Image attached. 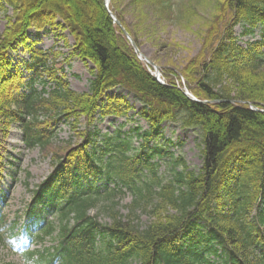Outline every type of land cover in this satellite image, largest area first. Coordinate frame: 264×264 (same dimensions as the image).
Returning a JSON list of instances; mask_svg holds the SVG:
<instances>
[{"label":"trees","instance_id":"obj_1","mask_svg":"<svg viewBox=\"0 0 264 264\" xmlns=\"http://www.w3.org/2000/svg\"><path fill=\"white\" fill-rule=\"evenodd\" d=\"M209 1L213 12L203 22L198 6L184 8L182 27L190 30L197 18L201 50L185 65L169 64L161 85L114 24L105 0H0L6 22L0 32V142L18 127L27 149L55 157L60 120L81 139L75 147L66 144L33 193V211L56 213L59 222L40 238L59 233L48 264L52 257L61 264H216L210 256L220 264H264V113L243 104L264 110V0ZM171 4L111 0L110 11L140 49L139 35L155 30L153 21L162 22ZM237 26L245 27L244 36L261 27L262 40L240 46ZM55 29L74 40L69 59L93 66L88 92L70 89L60 53L35 48L31 31ZM19 49L29 55L20 63L11 58ZM184 88L214 103L193 102ZM114 89L134 95L147 129L124 132L121 126L101 135L94 126L99 113L133 120L124 97H109ZM165 123L198 132L199 171L159 143ZM164 160L165 176L159 175ZM127 196L131 201L123 205ZM93 208L109 222L90 216ZM145 216L148 224L141 221Z\"/></svg>","mask_w":264,"mask_h":264},{"label":"rangeland","instance_id":"obj_2","mask_svg":"<svg viewBox=\"0 0 264 264\" xmlns=\"http://www.w3.org/2000/svg\"><path fill=\"white\" fill-rule=\"evenodd\" d=\"M200 1L199 3H197ZM205 4V0H172V8L170 14H166L160 23L155 24V30L150 33H142L139 35L141 43L140 53L143 57L151 62H154L161 70H166L169 64L173 63L176 67L185 65L186 62L197 56L201 49V41L198 37V23H194L190 30H185L182 27L180 16L184 13V8L198 6L196 10L201 22L210 16L213 12V4ZM125 6V5H124ZM109 7L111 5L109 4ZM149 22V21H148ZM146 23V25L148 24ZM6 25L4 14L0 12V32L4 31ZM244 27L238 26L234 30V35L238 38L240 46H246L249 43H254L261 40V29L258 28L253 35L243 36ZM30 37L35 41V48L42 49L45 52L60 53L58 62L65 63L66 79L70 82V86L77 92H86L92 76L93 66L90 63H84L80 60L69 59L74 40L70 34L60 29H55L49 32H41L37 34L35 31L30 32ZM178 43L183 48L171 47L172 43ZM28 54L19 49L17 53H12L11 58L20 63L22 59H28ZM58 57V55H57ZM67 64V65H66ZM166 67V68H165ZM31 72L25 73L29 76ZM50 87V85H49ZM109 97H124L129 106L132 107L129 116L136 117V113L141 109L136 98L123 89H114L108 93ZM101 120V119H99ZM124 117L115 118L107 117L98 121V127L102 132H114L120 126H123V131L127 132L137 126H145L141 120L135 121ZM163 141L160 143L169 147L175 156H182L191 170L198 171L201 167L202 160L200 157L198 132L194 129H183L177 123H166L163 125ZM57 139L55 141V157L60 155L66 149L62 142L72 140L74 135L60 124L56 129ZM20 133L16 128L12 129L8 135V139L0 143V160L2 158V167L5 170L6 178L0 184V193H3V199L0 198V217L6 220L5 225L1 229L5 235H13L15 246H23L21 238L18 237L20 228L25 221V212L28 205L31 203L32 192L37 186L50 174L52 170V162L55 157L41 154L39 150H26L21 141ZM167 167H161L160 174L166 175ZM130 201L127 197L123 204ZM124 208V206H123ZM126 214V210L122 209ZM95 215V212H93ZM148 216L142 217L141 221L148 224L150 221ZM102 223L108 222L103 214L99 217ZM18 237V238H16ZM56 237V236H55ZM58 238L46 239L40 242L36 239V243L29 249L31 250H47L57 244ZM9 242L6 236L2 237L0 245V264H24L18 254L10 250ZM26 245V244H25ZM30 250V251H31Z\"/></svg>","mask_w":264,"mask_h":264},{"label":"water","instance_id":"obj_3","mask_svg":"<svg viewBox=\"0 0 264 264\" xmlns=\"http://www.w3.org/2000/svg\"><path fill=\"white\" fill-rule=\"evenodd\" d=\"M115 23L120 27V29L122 30V32L124 33V35L128 38V40L131 42L132 46L134 47V49L137 51L136 45L133 42L132 38L130 37V35L126 32V30L124 29V27L120 24L119 21H117L116 19H114ZM194 101H196L195 99H193Z\"/></svg>","mask_w":264,"mask_h":264}]
</instances>
